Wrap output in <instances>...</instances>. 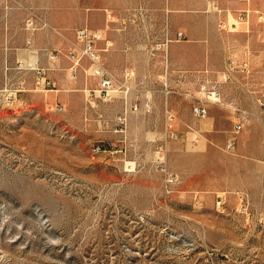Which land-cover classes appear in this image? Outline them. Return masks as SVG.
<instances>
[{"label": "rangeland", "instance_id": "obj_1", "mask_svg": "<svg viewBox=\"0 0 264 264\" xmlns=\"http://www.w3.org/2000/svg\"><path fill=\"white\" fill-rule=\"evenodd\" d=\"M249 4L264 11V0ZM165 8L164 0H0V264H264V20L252 13L228 31L218 21L232 22L238 9L218 17L215 5L193 15L164 16ZM28 9L54 27L50 47L36 36L48 28L25 29ZM86 25L112 41L104 52L112 69H133L127 105L138 110L127 109L123 123V99L89 102L85 75L68 73L67 51ZM200 31L208 68L174 69L172 47L190 64ZM223 73L230 77L213 101ZM198 102L204 118L192 113ZM166 108L175 139L163 134ZM159 146L178 174L169 193Z\"/></svg>", "mask_w": 264, "mask_h": 264}, {"label": "built area", "instance_id": "obj_2", "mask_svg": "<svg viewBox=\"0 0 264 264\" xmlns=\"http://www.w3.org/2000/svg\"><path fill=\"white\" fill-rule=\"evenodd\" d=\"M240 1H243L246 6L236 10L232 22H230L228 19H219V29L228 31L233 30L235 29L237 24L247 23L252 13L255 14L258 20H264V11L251 8L249 4L250 0ZM23 22L25 29L30 31H34L44 27L48 29H54V27H52L46 20L29 9ZM103 35L104 34L101 29L90 28L87 25L76 29L74 33V40L71 43L69 50L67 51V57L71 62L67 70L72 79H75L80 72L85 75L84 85L86 87L83 89V92L86 100H88L89 102H91L92 96H96L102 101H111L118 97L123 99L124 110L117 115L118 120L123 123L126 119V113L128 111L135 112L138 110L137 101L134 103L131 102L129 106H127L128 97L130 95H136L135 88L131 84L132 78H134V72L132 70L126 69L123 71L124 73L119 75L107 64L104 57V52H107L109 49H111L113 43L111 40L106 39V37ZM182 37L183 31H178L177 38L181 39ZM101 41L104 42V46H101ZM165 67L167 70V60ZM38 72L40 71L38 70ZM229 77L230 75L228 73H223L222 79L216 80L215 84L211 87V89H209V95H207V97L213 101H219L220 92L218 89L214 88V86L217 83H222V81H227ZM37 82H41L42 84L46 85L51 84V81L46 80L44 77H42V81L38 80ZM90 82H92L91 84H93L95 87L90 88V86H88ZM142 103L143 112H150L152 105L151 98L146 95L143 98ZM55 108L60 110L63 108V105L60 103H56ZM163 112V134L165 133L166 136L175 139L177 138V131L174 126L175 115L170 109L167 108ZM192 113L198 117L204 118L208 114V108L205 104L198 102L192 105ZM241 127L242 123L238 121L234 125V130L238 131L239 129H241ZM231 146L232 141L230 140L227 144V148H230ZM95 149L97 151H100L102 150V146L96 145ZM164 151L165 148L163 146H159L158 150L156 151V160L158 161V163H160L161 170L163 172V189L166 193H169L171 191L172 185L178 180V174L167 167ZM221 201L222 199L220 198L217 201L218 204Z\"/></svg>", "mask_w": 264, "mask_h": 264}, {"label": "crops", "instance_id": "obj_3", "mask_svg": "<svg viewBox=\"0 0 264 264\" xmlns=\"http://www.w3.org/2000/svg\"><path fill=\"white\" fill-rule=\"evenodd\" d=\"M207 5H215L216 7H218V11L216 10L215 14L216 16H221L222 14H224V12H220V11H224V9L227 10H231V9H241L243 7L246 6V4L243 1L240 0H164V7L165 8V14L164 16H170L169 12L171 11V16L174 14V11H179L181 12L182 15H193L192 13H195L194 11L197 9H201L202 7H205ZM95 16L101 19H103L105 17V13L103 11H99L97 13H95ZM108 16V14L106 13V17ZM8 23V20H6ZM12 22V20H9V24ZM18 25L20 24L19 21H17ZM102 29V28H100ZM36 34V33H35ZM36 36H43L44 38L46 37L48 40V44L43 45L45 47H50L51 42L54 41L55 37L54 34L51 32L50 29H43L42 31H38ZM206 37L207 35L205 34L204 31H200V34L198 36V44L199 46L197 47V49L195 50V53L197 55V58L192 60V62L190 64H184L182 58L180 59V61L178 62L176 57H175V51L176 49H179V47L175 46L172 47L171 49V66L174 69L180 70V69H189V70H201L204 67L206 68L207 66H209L208 62H207V58L204 56V50L206 49ZM42 48V47H41ZM181 49V48H180ZM110 50V49H109ZM108 50V51H109ZM114 54H121L120 52H115ZM43 57V61H45V55L42 54ZM52 63V62H49ZM128 67H126L127 69ZM208 68V67H207ZM125 69V70H126ZM113 70L116 73H120L122 71H124L122 68H119V70H116V68ZM133 71V69H131ZM90 81V79H89ZM135 95H130L128 97V100H134ZM130 104V103H129ZM128 106V105H127Z\"/></svg>", "mask_w": 264, "mask_h": 264}]
</instances>
